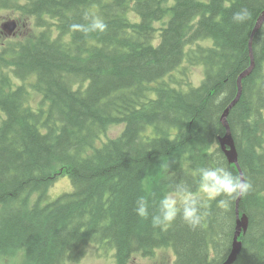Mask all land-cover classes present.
<instances>
[{"label": "trees", "instance_id": "16d2710c", "mask_svg": "<svg viewBox=\"0 0 264 264\" xmlns=\"http://www.w3.org/2000/svg\"><path fill=\"white\" fill-rule=\"evenodd\" d=\"M242 8L250 17L234 23ZM4 10L31 32L0 48V260L67 264L95 244L115 264L167 248L176 264H223L239 197L203 200L195 230L180 215L153 228L134 211L140 196L155 211L180 181L195 193V169L221 161L252 185L235 264H264V24L251 44L264 0H0ZM85 14L107 30H70ZM251 54L228 116L239 169L220 141ZM115 125L120 136L103 141ZM59 176L73 191L50 200Z\"/></svg>", "mask_w": 264, "mask_h": 264}, {"label": "clouds", "instance_id": "9594fccd", "mask_svg": "<svg viewBox=\"0 0 264 264\" xmlns=\"http://www.w3.org/2000/svg\"><path fill=\"white\" fill-rule=\"evenodd\" d=\"M250 17L248 9L242 8L233 13L232 21L240 24ZM85 23H74L70 30L88 33H103L107 24L99 17H89L85 14ZM196 190L184 181L171 186L158 201L155 211H150L151 205L146 196H140L135 201V213L141 218L151 219L153 228L170 225L178 215L189 228L195 230L202 223L203 200H214L217 197L236 199L247 194L252 185L242 176L234 175L227 166L216 161L214 165L200 166L195 169Z\"/></svg>", "mask_w": 264, "mask_h": 264}, {"label": "rangeland", "instance_id": "374dc122", "mask_svg": "<svg viewBox=\"0 0 264 264\" xmlns=\"http://www.w3.org/2000/svg\"><path fill=\"white\" fill-rule=\"evenodd\" d=\"M16 21L17 28L13 35L9 36L2 28L5 23ZM31 32L30 26H28L18 15L13 14L9 11H0V43H3L12 38H23ZM203 68H192L191 82L193 86H199L202 79L204 78ZM178 76H180L178 74ZM37 101L33 102V105H37ZM124 129L123 125H115L110 127L107 133V139H113L120 136ZM106 138H104L105 140ZM73 191L72 183L67 176H59L55 184L51 187L49 197L50 200L57 199L65 193ZM114 251L106 250L98 245L90 244L85 246L81 250V255L78 259L69 261L67 264H114ZM21 255L16 258H2L0 264H19ZM129 264H176V256L172 249H163L157 251L155 257L145 256L142 253L133 255Z\"/></svg>", "mask_w": 264, "mask_h": 264}, {"label": "water", "instance_id": "95a60500", "mask_svg": "<svg viewBox=\"0 0 264 264\" xmlns=\"http://www.w3.org/2000/svg\"><path fill=\"white\" fill-rule=\"evenodd\" d=\"M263 24H264V14L261 16V18L259 19V21L256 25V28H255L253 35H252V38H251V44H252L254 36L261 29ZM12 28H15V26L12 25ZM251 56H252L251 67L239 77L238 95H237L236 99L234 100V102H232V104L227 108V110L224 113L223 123H224V126L226 127L227 135L223 140L220 141L221 147H222L223 151L225 152L229 162L233 165L238 166L239 169H240V167H239V161H238V153H237V149L235 146L234 139H233L231 131H230V126L228 124V116H229L230 111L236 106V104L239 102V100L241 98L243 80L245 78H247L251 74V72L253 71V68H254L253 54H251ZM241 197L242 196L239 197L237 207H236L237 228H236V232L234 235L233 247H232L231 253L229 254L227 260L223 264H235V262L237 261L239 255L241 253L242 246H243V243L240 241V237L242 236V234H246L248 227H249L248 217L246 215H243L242 218L240 217L239 202H240Z\"/></svg>", "mask_w": 264, "mask_h": 264}]
</instances>
